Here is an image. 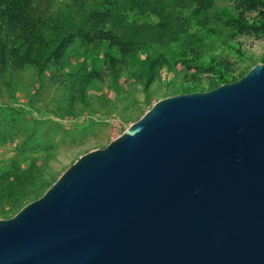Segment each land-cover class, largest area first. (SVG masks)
Here are the masks:
<instances>
[{
  "label": "water",
  "instance_id": "95a60500",
  "mask_svg": "<svg viewBox=\"0 0 264 264\" xmlns=\"http://www.w3.org/2000/svg\"><path fill=\"white\" fill-rule=\"evenodd\" d=\"M0 264H264V63L80 154L0 218Z\"/></svg>",
  "mask_w": 264,
  "mask_h": 264
},
{
  "label": "rangeland",
  "instance_id": "374dc122",
  "mask_svg": "<svg viewBox=\"0 0 264 264\" xmlns=\"http://www.w3.org/2000/svg\"><path fill=\"white\" fill-rule=\"evenodd\" d=\"M144 1L152 3L155 12L142 9ZM33 4L37 13L71 14L73 19L90 10L109 13L117 30L163 21L176 32L125 56L106 42L86 44L75 38L65 49L56 70L60 76L53 82L47 80L50 68L42 74L30 67L0 73V173L12 171L15 164L31 165L51 182L80 154L117 136L154 101L180 93L191 78L202 83L231 81L253 64L264 63V33L240 29L234 22L238 13L247 20L258 13L242 9L236 0H212L203 10H194L190 0H33ZM89 26L90 20L83 25ZM106 53L124 59L126 67L118 75L109 71ZM146 57L165 58L167 64L151 77L140 76ZM218 59L227 62L225 74ZM91 69L101 74V80H91L84 88L90 101L84 108L79 89L71 83ZM5 209L11 216L19 208Z\"/></svg>",
  "mask_w": 264,
  "mask_h": 264
},
{
  "label": "trees",
  "instance_id": "16d2710c",
  "mask_svg": "<svg viewBox=\"0 0 264 264\" xmlns=\"http://www.w3.org/2000/svg\"><path fill=\"white\" fill-rule=\"evenodd\" d=\"M236 1L242 9L256 10L258 13V16L251 17L250 20L238 13L234 20L238 27L264 33V0ZM190 2H192L194 10H203L212 4V0H190ZM145 7L154 12L156 10L149 1H144L141 8ZM89 20L90 26L85 29L83 25ZM106 25L108 27H105ZM169 32L174 34L176 29L170 31L163 21L156 24H131L128 28L117 30L111 23L109 13H96L90 10L86 14L79 15L77 19H73L71 14L50 15L45 11L37 13L33 0H0V73L6 70L14 72L30 67L37 74H42L47 68H50L47 80L53 82L60 76L56 70L64 60L65 49L71 45L75 38L86 44L98 41L106 42L109 46L116 47L121 56H125L162 40ZM104 56L106 65L113 75H118L126 67L122 58L117 59L109 53ZM166 64L165 58L146 57L141 62L143 72L140 73V76L151 77L159 67ZM216 64L221 67V73L227 72L226 61L218 59ZM91 80L100 81L101 74L91 69L82 72L76 83H71L79 89V98L83 105L87 106L84 108H88L90 104L84 88ZM222 82H227V80L217 82L206 79L202 83L198 79L191 78L189 85L181 88L178 92L203 90L204 84L209 89ZM11 177H15V180L12 181ZM54 180L48 181V177L33 170L31 165L21 168L15 164L12 171L0 173V217L10 216L5 205L20 208L38 197ZM40 190L42 191L40 192ZM38 192L40 193L38 194Z\"/></svg>",
  "mask_w": 264,
  "mask_h": 264
}]
</instances>
